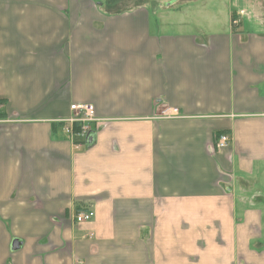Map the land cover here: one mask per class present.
Returning a JSON list of instances; mask_svg holds the SVG:
<instances>
[{
	"label": "crops",
	"instance_id": "obj_1",
	"mask_svg": "<svg viewBox=\"0 0 264 264\" xmlns=\"http://www.w3.org/2000/svg\"><path fill=\"white\" fill-rule=\"evenodd\" d=\"M112 5L0 0V264H264V0Z\"/></svg>",
	"mask_w": 264,
	"mask_h": 264
},
{
	"label": "built area",
	"instance_id": "obj_2",
	"mask_svg": "<svg viewBox=\"0 0 264 264\" xmlns=\"http://www.w3.org/2000/svg\"><path fill=\"white\" fill-rule=\"evenodd\" d=\"M237 23V22H235ZM72 116L65 120V130L71 136H90L93 133L92 125L97 123L98 119L95 117L94 106L91 104H75L71 106ZM165 118L180 117L179 110L176 108H168L163 111ZM78 126L79 129H76ZM78 130V131H77ZM231 138L228 134L220 135L214 143L215 150H222L229 146ZM95 211L92 209H83L75 215L76 224H84L94 220Z\"/></svg>",
	"mask_w": 264,
	"mask_h": 264
},
{
	"label": "rangeland",
	"instance_id": "obj_3",
	"mask_svg": "<svg viewBox=\"0 0 264 264\" xmlns=\"http://www.w3.org/2000/svg\"><path fill=\"white\" fill-rule=\"evenodd\" d=\"M109 1H110L111 5L112 4L114 5V7H115L114 9L122 10V9H126V8L135 7V6L143 4V3H146L147 6H150V9H152L151 6H153L157 2H165L166 0H109ZM184 17H185V14H184L183 18ZM157 18L158 17L155 16V20H157ZM154 26H155V21H154Z\"/></svg>",
	"mask_w": 264,
	"mask_h": 264
},
{
	"label": "trees",
	"instance_id": "obj_4",
	"mask_svg": "<svg viewBox=\"0 0 264 264\" xmlns=\"http://www.w3.org/2000/svg\"><path fill=\"white\" fill-rule=\"evenodd\" d=\"M76 129H79L78 126H76ZM78 131V130H77Z\"/></svg>",
	"mask_w": 264,
	"mask_h": 264
}]
</instances>
